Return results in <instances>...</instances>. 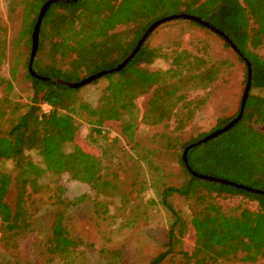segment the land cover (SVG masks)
Here are the masks:
<instances>
[{"label":"trees","instance_id":"16d2710c","mask_svg":"<svg viewBox=\"0 0 264 264\" xmlns=\"http://www.w3.org/2000/svg\"><path fill=\"white\" fill-rule=\"evenodd\" d=\"M45 1L7 0L8 18L15 13L21 16V32L27 37L29 50L32 28ZM102 5L106 9H101ZM179 13L195 15L222 31L250 66V88L240 119L225 132L190 148L186 154L187 164L197 173L264 190V130L258 128L264 124V56L258 52L264 39V0H58L49 5L41 21L32 62L34 73L46 79L32 76L26 70L31 95L27 102H22L11 98L13 77L9 80L0 77L4 89L0 96V163L11 162L12 165L10 170H0V209L9 213L3 236L5 243L31 231L34 208L30 197L40 192V180L46 173L68 174L72 180L88 184L99 195L117 196L124 205L131 200V189L123 191L115 177L104 173L108 165L103 164V158L117 142L115 137H109L106 130L109 125L118 124L120 134L128 142L137 144L134 140L138 119L136 98L149 94L142 116L145 125L161 124L176 110L173 115L179 129L184 128L194 110L205 103V97L187 100L181 90L207 88L217 77L215 65L202 57L180 51L171 58L170 68L150 71L142 64L151 62L155 52L144 43L121 69L99 77L106 78L107 84L95 106L78 97L77 92L82 86L72 88L56 81L77 82L98 71L113 69L126 58L152 22ZM137 19H142L144 24L136 32L131 47L121 41L106 39L110 29ZM47 21L55 25L61 43L78 38L75 61L83 66L89 60H97L96 70L82 78L71 79L67 74H73V71L57 68L56 56L41 36ZM43 52L51 64L40 65ZM5 58V40L2 38L0 65ZM255 90L260 92L254 93ZM42 103L49 105L47 112L41 111ZM230 119H220L210 132ZM80 123L90 128L89 143L109 140V146L101 154H91L76 145L65 151V145L73 142ZM208 133L186 140L171 135L163 137L169 144L173 140L176 142L180 159L188 144ZM29 151L37 153L39 162H30L28 168L15 177V171ZM138 157L137 168L141 174L146 167L149 172L157 170L147 153H138ZM180 164L181 182L175 186L163 185L158 201L171 216L168 241L165 249L149 264H254L264 259V193L199 179L186 169L181 159ZM11 191L16 193L13 204L7 201ZM62 191V188L55 187L56 204L61 203L63 207H56L52 214L43 255L57 259L59 264H84L82 243L72 236L65 224L66 208L75 203L63 202L60 199ZM173 194L198 206L190 219L196 233V242L190 252L176 246L185 222L170 203L169 197ZM222 195L255 201L258 208L250 209L241 203L223 208L218 201ZM94 204L102 207L98 201ZM103 204L106 211L108 204Z\"/></svg>","mask_w":264,"mask_h":264},{"label":"rangeland","instance_id":"374dc122","mask_svg":"<svg viewBox=\"0 0 264 264\" xmlns=\"http://www.w3.org/2000/svg\"><path fill=\"white\" fill-rule=\"evenodd\" d=\"M112 3L115 4V1ZM101 9H106L105 5H102ZM178 10L174 9V11ZM143 24L142 19H137L117 25L108 31L106 39L121 41L127 47H131L135 43L136 32ZM41 36L47 40L50 52L52 50L56 56L55 66L62 71L74 72L67 74L71 79L82 78L96 70L97 60H89L83 66L75 61L74 52L79 43L78 38L61 43L55 25L49 21L43 25ZM2 38L5 40L6 58L0 65V77L4 80L13 77L11 98L27 102L31 95V88L25 74L30 50L26 42L27 37L21 32V16L15 13L8 18L7 0H0V39ZM143 43L155 52L151 62L142 64L150 71L167 70L171 66V58L180 51L202 57L208 63L215 65L218 71L217 77L207 88L187 87L181 90L185 92L187 100L205 97V103L194 110L184 128L179 129L176 128L178 123L173 115L176 110L161 124L145 125L142 116L149 94L136 98L138 119L134 140L137 144L128 142L120 134L118 124L109 125L106 127L109 137H115L117 142L116 146L107 150L103 158V164L108 165L103 172L111 178L115 177L123 191L131 189V200L124 205L117 196L99 195L88 184L72 180L68 174L57 176L46 173L40 180L42 185L40 192L30 197L34 208L30 232L18 235L5 243L3 236L7 230L9 213L7 210L0 209V264H59L57 259H50L43 255L52 214L56 207H63L61 203L56 204L57 199L53 196L55 187L62 188L60 199H63V202L75 203L66 208L65 224L72 236L82 243L81 249L85 254L84 264H149L153 257L165 249L171 216L158 203L161 188L165 184L178 185L183 178V173L176 142L173 140L169 144L163 135L186 140L210 132L220 119L235 117L246 82V65L219 35L190 20L174 19L164 22L158 25ZM46 48L45 45L44 51ZM258 52L264 56V39ZM49 64L51 61L43 52L40 55V65ZM106 84L107 79L102 77L96 82L83 85L77 92L78 97L95 106ZM3 90L0 84V96L3 95ZM49 108L45 103L40 105L42 112ZM258 128L264 130V124L259 125ZM89 131L87 124H78L74 140L65 145V151H69L73 145H76L91 154H101L107 145L109 146V140L89 143ZM138 153L140 155L147 153L157 170L149 172V168L146 167V171L144 170L141 174L137 168ZM32 161L39 162L37 153L26 152L20 167L14 173L15 177L25 171ZM4 168L10 170L11 162L0 163V170ZM15 199L16 193L11 191L7 201L13 204ZM169 200L185 222V229L181 235H178L176 246L190 252L196 242V233L190 219L198 206L193 201L176 194L170 196ZM96 201L101 203L102 207L95 206ZM218 201L223 208L239 203L250 209L258 208L257 202L243 200L240 196L222 195ZM103 203L108 204L106 211ZM254 264H264V259Z\"/></svg>","mask_w":264,"mask_h":264},{"label":"water","instance_id":"95a60500","mask_svg":"<svg viewBox=\"0 0 264 264\" xmlns=\"http://www.w3.org/2000/svg\"><path fill=\"white\" fill-rule=\"evenodd\" d=\"M58 0H47L45 1V3L41 6L35 24L32 28V33H31V46H30V55H29V59H28V65H27V70L30 73V75L41 78V79H46L45 77L42 76H38L34 73L33 69H32V62H33V58L35 56L36 53V49H37V45H38V33H39V27L41 24V21L49 7V5L53 2H56ZM69 1V0H66ZM73 1V0H72ZM174 19H185V20H190L193 21L197 24L202 25L203 27L211 30L212 32L216 33L217 35H219L232 49L233 51H235L240 57H242L243 61L246 63V82H245V86L243 89V93L241 96V100H240V105H239V111L237 113V115L235 117H233L230 121H228L225 125H223L222 127L208 133L207 135H205L204 137H202L201 139L197 140L194 143H190L188 144L182 152V156H181V160L183 162V164L185 165L186 169L195 177L199 178V179H204V180H208V181H213V182H218V183H223V184H228L237 188H242L248 191H252L255 193H264V190H260V189H253L250 187H247L245 185L242 184H237L233 181L230 180H226L223 178H219V177H215V176H211V175H205V174H200L197 173L193 170L190 169V167L187 164V158H186V154L187 151L202 143L205 142L206 140H209L215 136H217L218 134L225 132L226 130H228L230 127H232L241 117L242 115V111H243V107H244V103L245 100L248 96V92H249V88H250V66L249 63L247 62V60L242 56V54L238 51V49L236 48V46L231 42V40L220 30H218L217 28L213 27L212 25H210L208 22L202 20L201 18L195 16V15H191V14H186V13H179V14H172V15H168V16H164L154 22H152L147 29L144 31V33L141 35V37L138 39V41L136 42L135 46L133 47V49L130 51V53L126 56L125 59H123L121 61V63H119L116 67H114L113 69H109V70H102V71H98L94 74H91L87 77H85L84 79L77 81V82H67V81H61V80H56L58 83H63L66 84L68 87H72V88H76V87H80L83 85H86L88 83H90L91 81H93L94 79H97L101 76H103L106 73L112 72V71H118L119 69H121L125 64L128 63V61L135 55V53L138 51V49L141 47V45L143 44V42L145 41V39L151 34V32L160 24L170 21V20H174Z\"/></svg>","mask_w":264,"mask_h":264},{"label":"built area","instance_id":"2783aa9c","mask_svg":"<svg viewBox=\"0 0 264 264\" xmlns=\"http://www.w3.org/2000/svg\"><path fill=\"white\" fill-rule=\"evenodd\" d=\"M47 106H49V105H47ZM48 111V110H47ZM47 111H45V112H47Z\"/></svg>","mask_w":264,"mask_h":264}]
</instances>
